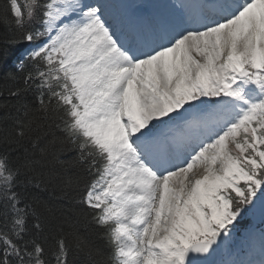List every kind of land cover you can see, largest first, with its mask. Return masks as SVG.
<instances>
[{
	"label": "snow or ice",
	"instance_id": "snow-or-ice-1",
	"mask_svg": "<svg viewBox=\"0 0 264 264\" xmlns=\"http://www.w3.org/2000/svg\"><path fill=\"white\" fill-rule=\"evenodd\" d=\"M0 24L24 85L0 264H257L229 245L264 221V0H7Z\"/></svg>",
	"mask_w": 264,
	"mask_h": 264
},
{
	"label": "rangeland",
	"instance_id": "rangeland-1",
	"mask_svg": "<svg viewBox=\"0 0 264 264\" xmlns=\"http://www.w3.org/2000/svg\"><path fill=\"white\" fill-rule=\"evenodd\" d=\"M148 0H142V3H147ZM261 219V218H260ZM257 225L253 223V215H249L245 218V220L241 223L240 229L242 233H246V236H252V235H259L261 236V233H264V221L261 220V223L259 224V228L256 227ZM242 239V238H241ZM238 238L237 233H234V238L232 242L229 245V249L231 251V254L234 258L237 259H247L251 258L252 252L256 250V248L252 245L251 242L243 241ZM220 257H218L219 259Z\"/></svg>",
	"mask_w": 264,
	"mask_h": 264
},
{
	"label": "trees",
	"instance_id": "trees-1",
	"mask_svg": "<svg viewBox=\"0 0 264 264\" xmlns=\"http://www.w3.org/2000/svg\"><path fill=\"white\" fill-rule=\"evenodd\" d=\"M7 2V0H0V14L4 11V5ZM21 4L25 3V0H19ZM7 35V29L3 26V24H0V40H3V38ZM24 88L22 79L19 76H16L14 79H5L3 76H0V117L3 116V105L5 103L9 104H15L16 101L8 96L7 89H15V88ZM28 97H31L32 93L28 92ZM7 97V100L5 99ZM53 241L49 240L48 244L51 245ZM70 259L74 262V264H81V257L78 255H73L70 257Z\"/></svg>",
	"mask_w": 264,
	"mask_h": 264
},
{
	"label": "bare ground",
	"instance_id": "bare-ground-1",
	"mask_svg": "<svg viewBox=\"0 0 264 264\" xmlns=\"http://www.w3.org/2000/svg\"><path fill=\"white\" fill-rule=\"evenodd\" d=\"M169 2H170V0H169ZM259 243V240H257V244ZM260 244V243H259Z\"/></svg>",
	"mask_w": 264,
	"mask_h": 264
}]
</instances>
